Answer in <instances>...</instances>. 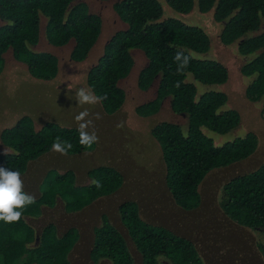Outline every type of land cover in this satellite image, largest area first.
<instances>
[{
    "label": "trees",
    "instance_id": "trees-1",
    "mask_svg": "<svg viewBox=\"0 0 264 264\" xmlns=\"http://www.w3.org/2000/svg\"><path fill=\"white\" fill-rule=\"evenodd\" d=\"M107 1L126 26L105 40L109 31L103 16L88 0H0V80L19 78L4 77L16 66L25 75L58 80L75 96L87 88L100 98L90 105L107 114L120 111L117 124L138 138L126 155L111 154L96 149V143L81 145L77 125L65 126L53 117L37 125L26 112L17 120L1 116L0 167L20 172L23 191L34 202L22 210L19 222L0 221V264H70L77 234L65 233L68 218L50 225L48 217L58 207L66 216L81 214L93 201L103 218L88 237L96 261L102 259H92L94 264H264V243L255 230L264 229V147L258 140L264 133V18L258 16L264 0L94 3ZM165 5L182 14L166 16ZM209 11L218 38L203 23ZM194 13L200 18L190 19ZM226 49L233 50L240 66L242 85L234 92L248 101L243 99L250 105L246 116L244 103L226 90L233 67L210 54ZM135 50L147 58L139 70ZM178 51L193 57L182 73ZM5 102V114L13 113L10 97ZM134 106L136 114L130 112ZM7 120L12 123L5 125ZM214 133L234 137L215 141ZM57 137L72 144L67 155L52 150ZM77 155L92 157L97 167L76 172L62 165ZM107 158L116 162L104 165ZM45 169L43 178L53 170L59 174L48 192L38 190L44 180H36ZM152 186L160 190L155 207ZM111 207L113 212L106 211ZM176 213L210 215L211 239L196 235L194 225L174 223ZM167 216L169 224L163 221ZM226 234L240 239L230 256L221 248L228 243Z\"/></svg>",
    "mask_w": 264,
    "mask_h": 264
},
{
    "label": "rangeland",
    "instance_id": "rangeland-1",
    "mask_svg": "<svg viewBox=\"0 0 264 264\" xmlns=\"http://www.w3.org/2000/svg\"><path fill=\"white\" fill-rule=\"evenodd\" d=\"M96 0H88L89 4H91V7L93 10L98 11L103 16V25H104V31H109L107 35L103 34L105 36V40L109 38V36L114 33L116 30L122 29L126 26V24L120 20L118 15L116 16L113 9V4L109 1L102 2V3H94ZM165 9V15H173L175 13L182 14L174 9H172L170 6L164 7ZM205 20L203 23L208 27V30L211 35L215 36V38H218L219 33V27L216 25H212L210 18L212 20L211 12L209 11L208 15L205 14ZM200 15L198 13H194L189 16L190 19L197 20V18ZM202 16V15H201ZM178 18V17H177ZM189 22V21H188ZM195 24V23H192ZM104 40V41H105ZM100 43L103 44V40L100 39ZM221 45V44H220ZM222 46V45H221ZM52 48H55L51 46ZM223 47V46H222ZM215 50V46H214ZM225 51L220 52H211L210 54H218L221 58H223L230 66H232V71H230V76L232 77L229 85L227 86L226 90L229 93L230 97H236L239 101H242L244 103L243 111L247 115L246 112L249 111L250 105L244 102L247 101L246 99L242 98L240 94L237 92H234L237 90L238 87H241L242 82L239 75V65L237 62V59L234 55L233 50L226 49ZM49 51L54 52L52 49ZM207 54V53H206ZM8 55H6L7 57ZM134 56L136 59V67L139 70L147 63V58L145 57L142 50H135ZM95 57H92L90 60H93ZM90 63H93V61L89 62L86 65H89ZM15 71L13 72H6L4 74V77H9L11 75H19L20 77L17 79H13L11 81H8L5 78H2L0 81L2 83L3 89L0 90V118L1 116H13L17 117L15 120L18 119V115L22 114V112H26L27 114L31 115L34 119H37V125L39 121H47L49 118H54L55 121L60 120L63 122L62 125L69 126V125H77L80 123L76 120V116L79 115L83 111H87L89 115L85 118L86 120H91L92 124L89 126L87 131L92 132L93 130L97 133L99 136V143H96V149H99V151H103L104 148L108 153L111 154H120L126 155V151L131 150L132 143L136 142L138 138L132 133V131L122 128L119 124H117V116H121L120 111L116 114H107L104 112H101L100 108L96 105H90L88 103L81 104L77 102L76 96L73 94V91H68L66 89L65 84L58 83V80L54 82L53 80L44 81L41 79H37L32 77L31 75H25L21 71V69L17 70V67ZM1 75V71H0ZM16 80V81H14ZM22 81H26L24 86L22 87ZM0 83V85H1ZM81 84V83H80ZM77 87V86H76ZM79 87L76 88V91ZM59 90L62 93L57 92ZM152 91H155L152 90ZM10 97V103L11 107L10 109L14 110L11 114H5V110L3 107H5V104L7 105L6 99ZM244 99V100H243ZM5 102V104H4ZM248 102V101H247ZM166 104H169V100H167ZM135 110V106L131 107ZM131 113L136 114L135 111H130ZM97 114H99L100 118L97 119ZM185 117H180V121L183 122ZM137 121V120H136ZM245 121V120H244ZM259 121V120H258ZM257 121V122H258ZM58 122V121H57ZM140 122V121H139ZM9 123V124H8ZM12 121L7 120L5 125H10ZM142 123V122H140ZM61 124V123H60ZM261 125V119L258 126ZM142 127H138V131L142 132ZM246 128V127H245ZM247 131L245 129L240 130V134H246ZM233 133V132H232ZM258 140H259V146L263 149L264 147V133L259 134ZM214 140L215 141H225L227 139H230L231 137H234V134H226L225 136H222L221 134L214 133ZM238 137V136H237ZM91 154V152H89ZM77 158H74V162L72 161H65L64 164H62L65 168H73L76 172H83L86 168L89 170L93 169L94 167H97V165H91L93 162L92 157L86 156V155H77ZM148 155H145V158H148ZM150 157L148 158L149 162ZM104 165H109V162H116V158L113 159H104ZM130 162V160H128ZM116 166V164H113ZM130 165H133V163H130ZM44 167H47V165L44 164ZM55 165L51 168H54ZM50 168V169H51ZM47 170L45 169L42 177H37L36 180L38 182H41L44 180L43 184L39 187L38 190H41L43 192L49 191V182L57 177L58 171L55 170L51 171V175L49 174L46 178H43ZM63 175L66 174L62 173ZM75 172H72L71 175L75 176ZM77 175V174H76ZM70 176L68 175V179ZM150 195L152 199L154 200V207L156 206L157 198H159L160 190H158L156 187L152 186L150 188ZM34 194H38V192L34 191ZM116 193L107 195L106 198H112ZM72 202H76L75 198L70 199ZM86 198L83 196L81 202L85 201ZM86 209V210H85ZM105 207L103 206V210ZM58 211H54L53 216L50 215L48 217L51 218V222L53 225L59 219L61 218L64 220L65 218H68L67 224L69 229L65 231H73L77 234V241L75 243V246L70 251L68 257L70 264H94L92 262V259L95 263H98L100 260L96 261V259L99 257L98 254L93 253V249L95 247V244L93 240L91 241L88 239L90 236V228L96 227L97 221L102 220L100 216L101 210L99 209L98 203L96 201H93L89 205H85L81 210V214L71 212L66 216V213L64 210H62V207L57 208ZM62 210V211H61ZM112 207L106 208V211L113 212ZM51 209L47 210V213H50ZM78 216V217H77ZM115 214L110 213V219L112 220L114 218ZM77 217V218H76ZM75 218V222L74 219ZM86 218V220H84ZM213 220V218H212ZM210 215L203 217L195 218L192 214L186 215L185 213H176L173 222L179 225L189 224L194 225L198 231L196 235H203L207 234L210 238V232H211V225L213 224L214 220L212 221ZM165 224H169L170 220L167 216L164 220ZM45 223L37 225V227L44 226ZM40 229V228H39ZM258 233H261L259 235L258 239L259 241L264 243V229L258 228L255 229ZM41 232V231H39ZM225 239L228 241V243H223L221 245L222 251L225 254V256H230L235 253L234 245L239 246L240 245V239L236 236H233L232 234H226ZM96 243V242H95ZM89 256V259H88ZM28 257V254H27Z\"/></svg>",
    "mask_w": 264,
    "mask_h": 264
},
{
    "label": "clouds",
    "instance_id": "clouds-1",
    "mask_svg": "<svg viewBox=\"0 0 264 264\" xmlns=\"http://www.w3.org/2000/svg\"><path fill=\"white\" fill-rule=\"evenodd\" d=\"M258 16L264 18V13H258ZM192 58L191 55H184L181 51L177 52L175 60L178 62V73H182L189 66ZM176 86H180L179 82H177ZM76 97L78 103L81 104H94L100 100L99 97L95 96L87 88H80L76 92ZM88 115L87 111H83L76 116V120L80 122L78 124L80 144L85 147H91L93 144L99 143L97 133L94 130L92 132L87 131L92 124L91 120L85 119ZM96 118H100L99 114H97ZM71 148V143L61 141L59 137L56 138V141L52 145V150L62 155H67ZM95 183L98 187L100 186L99 182ZM33 202L34 197L23 191V181L20 172L0 167V221H4L5 223L19 222L23 216L22 210L26 205H30Z\"/></svg>",
    "mask_w": 264,
    "mask_h": 264
},
{
    "label": "flooded vegetation",
    "instance_id": "flooded-vegetation-1",
    "mask_svg": "<svg viewBox=\"0 0 264 264\" xmlns=\"http://www.w3.org/2000/svg\"><path fill=\"white\" fill-rule=\"evenodd\" d=\"M39 228V227H38ZM39 241V238L37 237V242Z\"/></svg>",
    "mask_w": 264,
    "mask_h": 264
},
{
    "label": "water",
    "instance_id": "water-1",
    "mask_svg": "<svg viewBox=\"0 0 264 264\" xmlns=\"http://www.w3.org/2000/svg\"><path fill=\"white\" fill-rule=\"evenodd\" d=\"M38 237V236H37Z\"/></svg>",
    "mask_w": 264,
    "mask_h": 264
}]
</instances>
